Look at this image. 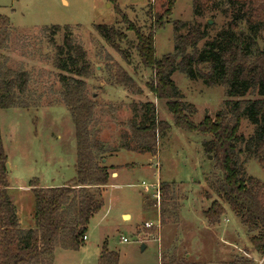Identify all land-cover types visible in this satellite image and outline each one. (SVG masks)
Returning <instances> with one entry per match:
<instances>
[{
    "label": "rangeland",
    "instance_id": "rangeland-1",
    "mask_svg": "<svg viewBox=\"0 0 264 264\" xmlns=\"http://www.w3.org/2000/svg\"><path fill=\"white\" fill-rule=\"evenodd\" d=\"M116 1L142 33H147L166 6L165 0ZM215 4L200 8L195 15L192 0H177L164 27L154 32L155 57L172 53L175 35L184 34L190 25H200L206 30L207 36L198 43V49L225 30L230 17ZM0 14L6 15L13 26L10 47L4 52L10 57L9 66L30 73L28 101L37 103L28 109H0L1 138L11 166L7 193L17 210L19 227L33 228L34 196L28 187L32 178H37L41 187H49L62 186L76 176L74 124L67 107L61 104L59 72L52 64L54 47L45 27L69 26L73 43L82 46L85 62L92 71L85 81L97 105L93 119L97 138L115 147L126 146L107 154L103 161L115 166L119 175L110 178L105 186L104 204L90 218L84 244L77 250L56 246L51 264H99L104 242L108 251L118 254V264H245L247 260L250 264H264V255L254 251L250 243L247 227L226 202L222 201L226 211L219 224L210 225L206 221L203 209L210 200H220L208 183L219 175L205 144L211 136L174 125L165 101L156 99L146 86L152 78L151 70L140 64L135 50L136 36L126 29L127 25L113 10V3L0 0ZM209 20L212 22L206 27ZM174 22L179 23L176 31ZM96 23L114 25L127 36L118 43L129 54L128 60L100 36L93 27ZM64 32L61 28L53 35L56 44H62ZM257 41L259 46L264 44V30L257 35ZM114 62L133 76L142 88L141 94L130 93L112 83L115 70L110 65ZM172 79L183 95L182 101L196 107L190 116L195 123L205 114L213 117L223 106L226 98L221 85L208 86L179 72H174ZM237 98L253 96H235L233 100ZM149 102L155 104L156 119L170 124L157 136L154 153L137 147L130 138L127 123L133 117L132 103ZM241 118L238 134L248 138L254 126L246 116ZM136 119L143 122L139 116ZM239 159L242 162L244 154ZM243 164L248 176L264 181V167L257 160ZM160 182H172L176 188L177 219L165 216L160 222L159 204L152 196Z\"/></svg>",
    "mask_w": 264,
    "mask_h": 264
},
{
    "label": "trees",
    "instance_id": "trees-1",
    "mask_svg": "<svg viewBox=\"0 0 264 264\" xmlns=\"http://www.w3.org/2000/svg\"><path fill=\"white\" fill-rule=\"evenodd\" d=\"M107 1L113 3V10L127 25L126 29L136 36L139 62L152 73L146 86L156 99L165 101L174 125L211 136L205 144L219 175L208 183L220 200H210L209 206L203 209L206 221L210 225L219 224L226 211L222 201L226 202L247 227L254 251L264 255V181L248 176L243 164L255 159L264 167V44L259 46L257 41V35L264 30V0H192L195 15L200 8L216 3L230 17L227 28L198 49V43L207 36L206 30L200 25H190L184 34L175 35L172 53L161 58L155 57L154 32L164 27L177 0H165L163 12L152 21L147 33H142L127 19L116 0ZM178 24L174 22V31ZM93 27L128 60L129 54L120 49L118 43L127 37L123 32L105 23H96ZM61 28L65 32L62 44L58 45L53 35ZM61 28L52 25L45 30L54 47L52 64L59 72L61 104L67 107L74 124L76 176L62 186L49 187H41L38 179L32 178L28 187L34 196L33 228L19 227L17 210L7 193L9 176L5 163L8 159L0 131V264H51L56 246L64 250L79 249L84 244L90 218L104 204V189L112 174L109 170L114 169L103 160L107 154L126 147H115L97 138L98 130L93 124L97 105L94 95H89L85 81L92 76V71L85 62L82 46L73 43L69 26ZM12 29L9 18L0 14V109H28L37 106L28 101L30 73L21 68H10V57L4 53L10 47ZM110 66L115 70L113 84L130 93H142V88L121 65L114 62ZM174 72L200 79L208 86L221 85L226 98L223 106L213 117L205 114L199 123H195L190 116L196 107L182 101L183 95L172 79ZM244 95L253 98L233 100L235 96ZM131 106L133 117L127 120L130 138L144 152L154 153L157 136L170 124L156 119L152 102L132 103ZM137 116L143 122L138 121ZM242 116L254 126L252 136L248 138L238 134ZM243 154L241 162L239 157ZM158 188L160 222L165 216L177 219L179 205L175 186L172 182H160ZM118 262V254L108 251L104 242L99 264ZM246 263L250 264V261Z\"/></svg>",
    "mask_w": 264,
    "mask_h": 264
},
{
    "label": "built area",
    "instance_id": "built-area-1",
    "mask_svg": "<svg viewBox=\"0 0 264 264\" xmlns=\"http://www.w3.org/2000/svg\"><path fill=\"white\" fill-rule=\"evenodd\" d=\"M157 189H158L157 190V193H153L152 196L157 199L156 204L158 206V204H159V198H160V193H159V188H157ZM146 226L150 227V226H152V224L151 223H146ZM85 238H86V234L84 235L83 240ZM122 240L125 241L126 239L125 238H122ZM263 259H264V257H263Z\"/></svg>",
    "mask_w": 264,
    "mask_h": 264
},
{
    "label": "crops",
    "instance_id": "crops-1",
    "mask_svg": "<svg viewBox=\"0 0 264 264\" xmlns=\"http://www.w3.org/2000/svg\"><path fill=\"white\" fill-rule=\"evenodd\" d=\"M7 157V156H6ZM110 166H112V165H110ZM113 167H115V166H113ZM10 169H11V166H10ZM112 174H111V177L110 178H117V176L119 175V173L117 172V171H114V169H110L109 170ZM9 188V187H8ZM30 189V188H29ZM129 217H130V215L129 214H127ZM123 216H124V214H123Z\"/></svg>",
    "mask_w": 264,
    "mask_h": 264
},
{
    "label": "water",
    "instance_id": "water-1",
    "mask_svg": "<svg viewBox=\"0 0 264 264\" xmlns=\"http://www.w3.org/2000/svg\"><path fill=\"white\" fill-rule=\"evenodd\" d=\"M211 22H212L211 20L208 21L209 24H210ZM103 161H105V159H104ZM5 168H6V172L8 173L9 170H10V168H9V163H8V162L5 163ZM144 247H145V245L142 244L140 248L143 249Z\"/></svg>",
    "mask_w": 264,
    "mask_h": 264
}]
</instances>
